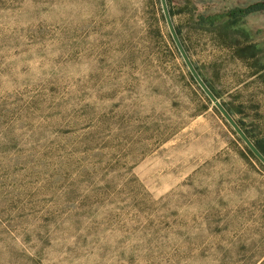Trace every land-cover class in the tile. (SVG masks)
<instances>
[{
    "label": "rangeland",
    "instance_id": "rangeland-1",
    "mask_svg": "<svg viewBox=\"0 0 264 264\" xmlns=\"http://www.w3.org/2000/svg\"><path fill=\"white\" fill-rule=\"evenodd\" d=\"M167 5L264 148V0ZM168 32L159 0H0V264H264V165Z\"/></svg>",
    "mask_w": 264,
    "mask_h": 264
},
{
    "label": "water",
    "instance_id": "water-1",
    "mask_svg": "<svg viewBox=\"0 0 264 264\" xmlns=\"http://www.w3.org/2000/svg\"><path fill=\"white\" fill-rule=\"evenodd\" d=\"M161 11L166 22L169 34L187 68L197 85L204 92L207 98L211 103L214 104L216 109L220 112V114L224 117L225 121L231 126L234 132L239 136V138L245 143L246 147L255 155V157L264 165V155L259 151L256 145L253 143L251 138L247 135V133L242 129L240 124L235 120V118L231 115V113L226 109L224 104L217 98V96L211 91V89L206 85L201 75L195 68L193 62L191 61L189 55L187 54L185 48L183 47L179 35L176 31L175 25L173 23L167 0H159Z\"/></svg>",
    "mask_w": 264,
    "mask_h": 264
},
{
    "label": "trees",
    "instance_id": "trees-1",
    "mask_svg": "<svg viewBox=\"0 0 264 264\" xmlns=\"http://www.w3.org/2000/svg\"><path fill=\"white\" fill-rule=\"evenodd\" d=\"M159 3H160V1H159ZM161 7V6H160ZM170 11V10H169ZM236 13V12H235ZM170 14H171V12H170ZM161 16H162V19H164L163 18V15H162V11H161ZM204 19V22L205 23H211V17H204L203 18ZM176 28V27H175ZM176 31H177V33H178V35H180V32H179V30L176 28ZM168 38L170 39V41H171V43H172V46L174 47V50L176 51V53L178 54V56L181 58V56H180V54H179V52H178V50H177V48H176V46H175V44H174V42H173V40H172V38H171V36H170V34H169V32H168ZM183 61V60H182ZM183 64H184V62H183ZM184 66H185V64H184ZM185 68H186V66H185ZM186 71H187V73H188V75L190 76V78L192 79V81L194 82V83H196L195 82V80L193 79V77L191 76V74L189 73V71L187 70V68H186ZM204 79V78H203ZM205 82H206V84L209 86V84H208V82L205 80ZM197 84V83H196ZM199 87V86H198ZM210 87V86H209ZM200 88V87H199ZM210 89H211V91L216 95V92L210 87ZM201 90V89H200ZM202 91V90H201ZM202 94L204 95V97L206 98V100H208L209 101V99L207 98V96L203 93V91H202ZM224 104V103H223ZM224 106L226 107V105L224 104ZM226 109L229 111V109L226 107ZM230 112V111H229ZM244 130V129H243ZM246 133H247V131L246 130H244ZM248 135V134H247ZM255 145H256V147L259 149V151L264 155V148H262V147H260V145H258V143H254ZM247 148V147H246ZM247 150L251 153V151L247 148ZM252 154V153H251ZM253 155V154H252ZM254 156V155H253ZM255 157V156H254ZM259 161V160H258Z\"/></svg>",
    "mask_w": 264,
    "mask_h": 264
}]
</instances>
